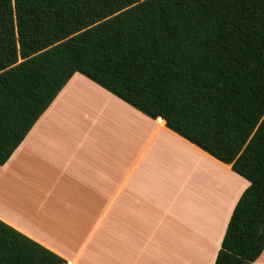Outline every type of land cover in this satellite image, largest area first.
<instances>
[{"label": "trees", "instance_id": "obj_1", "mask_svg": "<svg viewBox=\"0 0 264 264\" xmlns=\"http://www.w3.org/2000/svg\"><path fill=\"white\" fill-rule=\"evenodd\" d=\"M79 73L248 181L213 264L264 249V0H0V166ZM0 264H69L0 220Z\"/></svg>", "mask_w": 264, "mask_h": 264}, {"label": "crops", "instance_id": "obj_2", "mask_svg": "<svg viewBox=\"0 0 264 264\" xmlns=\"http://www.w3.org/2000/svg\"><path fill=\"white\" fill-rule=\"evenodd\" d=\"M248 186L75 73L0 166V220L69 264H213Z\"/></svg>", "mask_w": 264, "mask_h": 264}]
</instances>
